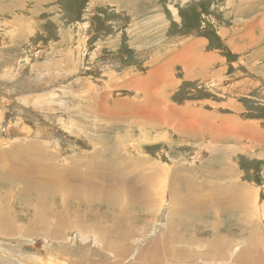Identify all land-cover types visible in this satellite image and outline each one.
I'll return each mask as SVG.
<instances>
[{
  "label": "rangeland",
  "instance_id": "374dc122",
  "mask_svg": "<svg viewBox=\"0 0 264 264\" xmlns=\"http://www.w3.org/2000/svg\"><path fill=\"white\" fill-rule=\"evenodd\" d=\"M247 28L255 33L238 34ZM246 35L255 42L242 47ZM195 36L204 41V49L187 44L185 50L184 39ZM226 36L242 40L232 44ZM200 52L221 61L213 74L201 64L203 74L196 79L183 67L188 56ZM168 54L177 63L168 66ZM158 70L162 78L170 77L164 85L171 87L166 91L168 86L157 85L162 88L158 109L176 123L152 128L156 111H148L146 104L150 83V89L147 84L134 89L130 82L146 80ZM101 105L116 112L111 115ZM159 115L162 120L161 111ZM115 140L117 167L131 170L127 182L136 192L143 188L139 180L150 181L153 204L143 202L147 210L136 215L130 240L121 241L123 246L108 256L93 232L84 235L76 228L64 230V238L56 240L61 247L52 252L69 264H99L115 255L118 264H131L161 230H206L201 240L212 232L222 234L237 247L228 250L229 257L232 252L241 256L242 249L253 245L254 230L264 251V0H0V147H27L34 141L61 166ZM204 184L218 194L219 209L199 217L183 211L185 196L194 201L190 193L197 196ZM225 188L245 199L237 204L241 212L221 195ZM7 197L6 218L16 222L15 230L26 229L32 206L18 203L13 213ZM186 208L193 210V204ZM172 217L176 223L170 227ZM33 235L30 244L0 237V246L40 253L47 240ZM172 238L170 246L182 251L181 258L195 254L196 260L185 264L212 261L204 258L207 241L197 238L186 247ZM0 261L8 264L10 259L0 254Z\"/></svg>",
  "mask_w": 264,
  "mask_h": 264
},
{
  "label": "bare ground",
  "instance_id": "6f19581e",
  "mask_svg": "<svg viewBox=\"0 0 264 264\" xmlns=\"http://www.w3.org/2000/svg\"><path fill=\"white\" fill-rule=\"evenodd\" d=\"M158 71H153L154 74H148L145 77L146 80H135V83L142 87L150 83L151 89L147 84L151 91L149 90L150 92L146 93V104L148 105V111L153 108L156 111V114L152 117V120H155L152 128L159 127L162 123L165 124L166 121L176 123L171 121L166 110L158 109L160 100L157 96V93H159L157 85H164L167 81V78H162L163 72ZM165 77L167 76L165 75ZM156 87L157 89H155ZM101 108L111 115L117 109L104 105H101ZM159 110L163 115V121L159 119ZM179 115L181 117V114ZM203 116L205 117V115ZM186 126L188 127L189 124ZM196 128L194 127V129ZM26 145L27 147H24L22 143H19L7 146L5 149L0 147V184H3V186H0V205L3 206L2 208L0 206V237L30 244V240L33 239L32 236L35 233L40 235V238H46L45 240L51 242L44 241L45 248L41 249L40 253L33 252L31 254L24 253L22 249L20 251L10 249L9 246H0V248H4L2 251H5V253L0 252V254H4L6 259H10L8 264H69L67 260L59 257L51 249L61 247L62 243L56 242V240L64 238V230L68 228L79 229L78 231L84 235L93 232L97 240L103 244L106 256L109 252H115V250L122 247V243H127L130 240L136 215L139 212L143 214L144 210H147L144 209L143 202L148 201V205L153 204H151L152 200L150 199L152 198L150 196L153 189L149 180L145 183L142 180L138 181L140 186L143 187L141 192L134 191L128 185L127 178L132 172L117 167L119 158L116 140L109 145H104L100 151L91 155L70 157V164L61 166L56 163V156L42 148L41 145L34 143V141L26 142ZM83 163L87 164L86 171L80 168ZM68 179H75L79 184L72 185ZM188 183L187 186L193 190L194 184ZM15 185L19 186V189H13ZM242 189L238 191L242 192ZM8 194L13 213L15 205L18 203L22 207L32 206V216L26 222V229L22 227V230H15L16 222L10 219L9 216L6 218L7 214L4 211L3 202L8 199ZM235 194L236 196L231 195L227 189L221 195L229 203L235 204L237 209L232 207V210L241 212L242 206H237V204L238 202L243 204L245 199H239L240 194L236 192ZM190 196L195 198L194 201H190V198L186 196L183 199L184 202L181 201L182 205L186 207L193 204V210L183 207L182 210L185 212L199 217L204 211L211 208L214 211L219 209L218 204H216L218 194L208 189V185L204 184L197 196H193L192 192ZM121 199H126L128 203L121 205ZM103 206L106 207L104 212L101 211ZM127 206H135V208L138 206L139 211L133 213ZM6 209L8 208L6 207ZM175 219L172 217L169 220L170 227L175 225ZM50 221L54 222V228L51 227ZM119 230L120 234H118ZM204 232L206 230H161L153 240L148 241L143 250L134 254L135 258H133L131 264H185L186 262H194L196 260L195 254L187 253L185 258H181L182 251L170 246L173 242L172 236L179 240L177 246L181 243L186 247H190L197 242V238L202 243L208 242V251L204 254V258H212V261H209L210 263L202 261L198 264H212L213 261L218 259H221L217 262L218 264H264V251L258 244L259 234L256 231L253 230L251 233L253 236H251L250 241L253 245L242 249L240 254L244 252L243 255H235L232 252L231 257L227 256V253H231L228 250L235 245H231L226 236L212 232L210 236L201 240L202 237L199 235L204 234ZM185 239L189 241L182 243ZM121 241L122 243H120ZM244 243L242 241L240 245ZM236 244L239 245V243ZM234 248L237 249L236 246ZM35 250L37 251V249ZM42 250H45V252L41 256ZM79 251L81 250L79 249ZM53 253H56V255ZM92 254H94V250L91 252ZM130 255H132V249L129 250L127 257ZM115 257L116 255L112 259L103 260L99 264H118Z\"/></svg>",
  "mask_w": 264,
  "mask_h": 264
},
{
  "label": "crops",
  "instance_id": "0c3cea01",
  "mask_svg": "<svg viewBox=\"0 0 264 264\" xmlns=\"http://www.w3.org/2000/svg\"><path fill=\"white\" fill-rule=\"evenodd\" d=\"M249 21V20H248ZM250 22V21H249ZM249 22H247L248 24H251V23H249ZM252 22H256L255 20H253ZM252 25V24H251ZM235 26V25H234ZM254 26H256V25H254ZM238 27V26H237ZM238 28H240V27H238ZM257 32V31H256ZM246 33H255V31H250L248 28H247V31H243V29H239V35H242L243 36V38H244V36H245V34ZM258 33H262L261 31H260V29H259V31H258ZM233 34H234V32H233ZM238 36V35H237ZM232 39V42L233 41H241L242 39H240V38H236L235 37V39H233V37L231 38V37H229V36H226V38L224 39L225 40V42H229L230 40ZM245 39H246V41H241L242 43H240L241 45H242V47H245V43H248V42H255L254 40H251L250 39V41H249V37H248V35H246V37H245ZM184 47H185V50L187 49V44H188V48H191V47H196V46H198L199 47V49H201V50H203L204 49V47H205V43H204V41L202 40V39H199L197 36H195V37H190V38H185L184 39ZM235 42H233L232 44H234ZM183 47V48H184ZM185 50L184 51H182V52H185ZM196 54V56H195V58H193V56ZM166 54H164V56H165ZM170 54H168L167 55V57H168V63H169V65L168 66H170V64H171V62H174V63H177V62H175V60H176V57H172V56H169ZM215 55V54H214ZM189 58V59H188ZM188 58H187V60H186V62L184 63V67H183V71H185L186 72V74H188V75H190L191 74V77L192 78H198V76H200L201 75V73L203 74V71H202V68H201V64H205V66H206V69L211 73V74H213V72L215 71V69H214V66H215V64L218 62V60H219V62L221 61V59L219 58V57H217V56H212V55H210V54H207V53H203V52H200L199 54L198 53H193V55H192V57L191 56H188ZM177 59H179V58H177ZM173 60V61H172ZM194 61H196V62H198L199 64H200V66H196L195 65V62ZM164 63V65L166 64V61H164L163 62ZM154 69H156V68H154ZM193 71L195 72V73H193ZM193 73V74H192ZM165 78H167V77H165ZM169 78H167V80H168ZM130 84H131V86L134 88V89H138V84L137 83H135V80L133 81H131L130 82ZM167 84V83H166ZM165 87L166 86H168L167 87V89H163V90H166V91H168L171 87H170V85L168 84V85H164ZM163 87V86H162ZM159 89H162L161 87L159 88ZM164 103V102H163ZM257 129V128H256ZM254 130V129H253ZM251 131V130H250Z\"/></svg>",
  "mask_w": 264,
  "mask_h": 264
}]
</instances>
